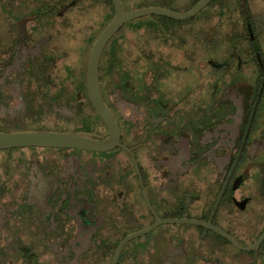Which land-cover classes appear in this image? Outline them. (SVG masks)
Segmentation results:
<instances>
[{
  "label": "flooded vegetation",
  "instance_id": "1",
  "mask_svg": "<svg viewBox=\"0 0 264 264\" xmlns=\"http://www.w3.org/2000/svg\"><path fill=\"white\" fill-rule=\"evenodd\" d=\"M220 1L205 8L228 11ZM235 8L239 22L174 39L165 62L131 21L110 38L99 87L113 148L0 149V264L264 257V14ZM114 14L113 0H0V132L110 135L88 60Z\"/></svg>",
  "mask_w": 264,
  "mask_h": 264
},
{
  "label": "water",
  "instance_id": "2",
  "mask_svg": "<svg viewBox=\"0 0 264 264\" xmlns=\"http://www.w3.org/2000/svg\"><path fill=\"white\" fill-rule=\"evenodd\" d=\"M211 1L213 0H198L185 11H178L165 6L151 5L124 12L122 1L113 0L114 17L97 37L88 60V90L90 98L98 113L105 119L109 126L110 135L100 140L78 132L45 130L0 132V149L28 146L75 147L92 150H108L113 148L118 143L119 133L113 114L101 98L99 87V62L108 41L127 21L148 15L163 16L177 21L188 20L200 13ZM263 238L264 232L259 237L257 243Z\"/></svg>",
  "mask_w": 264,
  "mask_h": 264
},
{
  "label": "rangeland",
  "instance_id": "3",
  "mask_svg": "<svg viewBox=\"0 0 264 264\" xmlns=\"http://www.w3.org/2000/svg\"><path fill=\"white\" fill-rule=\"evenodd\" d=\"M139 1L146 0H135L133 4ZM165 4L171 2L174 6L179 9L186 10L189 9V4L194 0H159ZM238 0H221V4L228 5V11L225 12H216L210 11L206 8L197 14L196 16L183 21H174V22H183L180 25L174 24L171 20H160L159 16L148 15L140 18L131 20L132 24L135 25L134 37L138 42H144L147 39L155 40V56L154 58H160L164 61V57H168V53L176 52L178 49L170 47V43L177 38H194L195 32L199 29V26L202 31L203 36H215V34L221 35L222 32L227 31V28H224L221 23L226 22L227 20H234L236 23L239 22V12H236V6ZM165 2V3H164ZM219 2V3H220ZM250 5L251 13L254 17L264 14V0H248ZM231 18V19H230ZM195 22L202 23L201 25H196ZM206 22V23H205ZM237 27L233 31H237ZM201 31H198V35H201ZM163 52V53H160ZM179 52V51H178ZM165 62V61H164ZM259 262L256 264H264V257L258 255Z\"/></svg>",
  "mask_w": 264,
  "mask_h": 264
},
{
  "label": "trees",
  "instance_id": "4",
  "mask_svg": "<svg viewBox=\"0 0 264 264\" xmlns=\"http://www.w3.org/2000/svg\"><path fill=\"white\" fill-rule=\"evenodd\" d=\"M197 2V0H194L193 2H191L189 4V7H191L192 5H194L195 3ZM162 2L159 1V0H153L152 3H149L146 1H139V2H136V4H131L132 5V8H139V7H142V6H151V5H159V6H165V7H168V8H171V9H174V10H182V9H177L176 6H174L173 4H171V2H167L166 5L165 4H161ZM165 3V2H164ZM239 3V0L237 1V4ZM157 16V15H156ZM160 17V20H164V19H167V20H171V21H177V20H173V19H170V18H167V17H163V16H159Z\"/></svg>",
  "mask_w": 264,
  "mask_h": 264
}]
</instances>
